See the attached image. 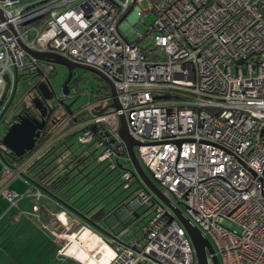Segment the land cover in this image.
I'll return each instance as SVG.
<instances>
[{
    "label": "built area",
    "instance_id": "1",
    "mask_svg": "<svg viewBox=\"0 0 264 264\" xmlns=\"http://www.w3.org/2000/svg\"><path fill=\"white\" fill-rule=\"evenodd\" d=\"M141 1L0 0V100L4 76L9 84L0 113L21 77L47 80L55 70L27 50L102 72L119 107L97 113L111 103L109 94L70 114L63 126L69 122L80 145L99 150L96 164L115 169L129 163L118 134L124 116L143 167L208 238L219 264H264V0H146L148 9ZM148 12L152 24L129 41L135 29L123 21L131 15L136 23ZM57 132L43 145L53 144ZM2 136L3 179L22 178L48 147L19 163ZM120 178L125 188L136 180L124 168ZM28 185L35 202L22 215L38 218L41 199L46 211L56 202ZM4 197L19 198L10 190ZM128 205L151 216L139 238L99 237L108 248L101 264H197L184 228L153 193L139 186ZM59 251L66 255V246Z\"/></svg>",
    "mask_w": 264,
    "mask_h": 264
},
{
    "label": "rangeland",
    "instance_id": "2",
    "mask_svg": "<svg viewBox=\"0 0 264 264\" xmlns=\"http://www.w3.org/2000/svg\"><path fill=\"white\" fill-rule=\"evenodd\" d=\"M23 1H27V0H23ZM140 7L143 9H148L149 8L148 2L146 0H142L140 2ZM132 20L133 18H131V15H129L123 21L122 25L128 26V27H134L135 30L129 32L127 34V38L129 41H137V37H138L137 32L140 35H144L148 26L152 24L154 20V15L152 14V12H148L142 18V20L136 23H132ZM151 35L153 36L154 32H152ZM148 43H149L148 40H144L140 42L142 47L147 46ZM77 74L80 78H83V82L80 84V87H79V92H80L79 96L75 98L76 101L73 100L75 102L71 100L72 93H70L68 97L64 98L62 97L60 93V88L57 87V84L60 83L61 79H64L66 76V68L62 65H55V70L52 72L50 76L51 83L55 86V92H57L58 93L57 95H60V96L57 97V95H52L51 101L48 100V105H50L53 110L57 111L55 115L58 117L62 115L61 112L65 109L64 107L61 106L62 103L71 104V102H73L71 105L72 109H79V108L81 109L84 106V104L88 102L89 94L92 91L90 87L94 85L93 83L94 81L92 80L93 76L89 72L86 74H83V72L79 71ZM35 82H36L35 77L29 76L26 78H23V77L20 78L17 88H16V93H15L16 101L14 105H17V102L19 105L21 104L22 99L24 98V94L26 93L28 89V84L35 83ZM104 104H108V103H104ZM11 108L7 110L6 114L10 113V111L12 110ZM69 115L70 114H68L66 118L62 117V119L64 118L63 120H67ZM63 120H60L59 122H62ZM69 126H70V123H67V125L64 126V129ZM4 130H5V126L2 124V122H0V136L3 135ZM77 135H78L77 132L74 134L73 133L69 134L65 138L66 147L64 148L63 146L60 150H58V153L61 152V158L63 159L65 158L64 163H68L69 168H71V171H69L66 179L74 175L73 176L74 180L71 185V188L73 189H71V192L74 190L76 194L72 196L70 200L77 198L80 194L83 193V195L80 196L75 201V204L78 207L81 205H84L83 208H81V211L82 212L88 211L89 214L94 209L99 210L101 207H104L107 211H110L112 210L111 207H114V206L118 207L122 203L123 204L130 203L135 191L139 188L138 181L134 180V182L130 185V187L125 188L124 183L122 179L120 178L121 169L120 168L110 169L106 163L97 165L93 157H95V155L99 153V150L95 151L94 148H86L85 146L80 145V143H78L77 141ZM135 153H136L139 163L143 167L144 165H143L142 160L140 159V156L138 155L137 148L135 149ZM61 158H58V160L55 162V165L56 163L60 161ZM64 163H60L57 166V170L59 171L58 176L62 175L63 173L69 170L67 167H64L63 169H61ZM122 168L130 170L131 164L124 163ZM25 172L27 174H31V172H34V171L27 168ZM77 177H78V180L76 181L75 179H77ZM7 179H3L0 176V181H6ZM10 181H12L11 182L12 184H15L13 185L14 186L13 190H10V191L16 193L19 196V198L14 201H8L6 199L9 206L10 205L12 206L14 204H19L20 200H30V203H32V199L30 195L27 194L29 185L24 181V179L19 178V177H14ZM78 188H80L79 189L80 191H77ZM85 190L87 191L84 193ZM160 190L162 192L163 191L166 192V194L173 199L172 194L167 192L164 188L160 187ZM96 194L98 195L96 197H93ZM34 202L35 200L33 201V203ZM39 204L40 206L42 205L41 201L39 202ZM45 204L47 203L45 202ZM57 209L61 210L60 208H57ZM2 210H3L2 207H0V213H2ZM60 212H64V211L61 210L59 212H54L53 214H59ZM137 215L139 216L137 220H135L134 222L132 221V223H129V226L127 228V233L124 235L126 239L133 238V237L139 238L142 234V229H143L144 224L151 216L150 212L147 211L145 208H139L137 210ZM67 216L68 218L70 217L69 219L71 220V223H69V227L71 224H75L76 226H79V229L78 231H76V233L79 231H83L81 227L84 225L83 223H81L79 219L72 217V215L70 214H68ZM109 216L110 215H108V217ZM8 220H10V218H8ZM107 220L109 221V223L113 220L116 222V224L122 223L121 221L122 218L118 217L116 214H112L110 219H107ZM55 221H56V218L54 217V215H52V216H49V220L47 223L48 225L49 223H52L51 225H54ZM20 222L21 221L19 219L14 220L11 224V227L4 230V235L0 236V246L2 247V249H0V253H3V254L8 253V256L14 260L11 262L8 260L7 262H3V263L0 262V263L1 264H17V263L19 264H44L45 261H41V260H44V258H49L50 256L44 253L42 255L40 254L41 242L38 239V235L40 234V231L39 230L37 231V228L35 227V224L32 221L31 226H29L25 231L21 233V230L24 228V226ZM1 224L2 223H0V225ZM121 225H124V224H121ZM84 227H85L84 230H89L90 232L93 233V230L91 228H88L89 226L88 227L84 226ZM66 232L67 231L63 232L64 234L61 233L60 235L59 234L56 235L55 233L56 236L51 235L52 239L49 238V246L51 245L59 246L60 250L61 248L65 247L68 242L67 239L65 238V236H67ZM76 233L71 234L69 238L74 237ZM87 242L88 240L85 243ZM91 249L94 250L95 247H92ZM71 250L78 251L79 249L74 244L72 245ZM23 255H25V258H22ZM50 264H55V263H50ZM57 264H60V263H57Z\"/></svg>",
    "mask_w": 264,
    "mask_h": 264
},
{
    "label": "water",
    "instance_id": "3",
    "mask_svg": "<svg viewBox=\"0 0 264 264\" xmlns=\"http://www.w3.org/2000/svg\"><path fill=\"white\" fill-rule=\"evenodd\" d=\"M28 54L32 56L35 59L52 63L54 65H62L66 68L67 71V76L62 83L60 93L62 97H68L70 94V89H69V84L73 75V71L75 70H82L89 72L91 74H94L97 78L101 79L105 84L108 86L110 90V96H111V103L108 106H105L102 108V110H99L97 113H100L108 108H118L119 104L117 102L116 98V92L114 89V86L112 82L100 71L78 63H74L62 56H59L54 53L50 52H35L31 50H27ZM4 79L6 81V87H5V92L3 93L1 100H0V107L3 104L5 98H6V93L9 87L8 84V77L4 76ZM15 92L13 93L12 97L14 96ZM54 95H57V92L54 91ZM11 97V98H12ZM52 97V96H51ZM50 97V98H51ZM71 104H64L62 103L61 106L66 108V113L71 114L70 111V106ZM7 105L4 110L0 113V120L2 118L6 119L7 116L5 113L7 112L8 109ZM57 110V109H56ZM55 110H51L53 112ZM63 115L61 117L55 116V119L51 121V127L49 129H52V131L55 133L58 131L64 124L65 122L62 121L60 124L59 121L62 120ZM18 121L12 122L8 127L5 128L4 134L1 138L2 143L7 146L10 151L15 155L16 157H22L25 155V153L30 152L34 149L35 144L37 140L39 139L40 136L44 134L45 131V121L44 120H38L33 117L29 116H18ZM119 130L118 134L123 142L124 148L129 156V163L131 164V172L133 175L136 177V180L139 183V186L142 187L143 189L153 193L155 196L156 200L160 203H162L165 207L168 208V210L171 212V214H168L171 218H175L180 225L184 228L191 244L195 252V259L197 264H208V259L210 258L213 264H219L218 258L215 254V251L212 247V244L208 240V238L184 215L182 210L178 207V204H175L173 201H171L168 197H166L163 192L160 190L158 187V182L153 178L151 172L147 168H143L141 164L139 163L136 153H135V147L139 146L140 144L134 140L131 135L129 134L127 124L125 121L124 116L119 117ZM60 124V125H58ZM42 130H44L42 132ZM58 137H56L53 141L57 140ZM55 143V142H54ZM47 144L43 145L40 148V151L43 150ZM66 147V146H65ZM64 147V148H65ZM63 150V149H62ZM61 150V151H62ZM58 158H61V152L54 157L50 163H55ZM65 158H61L56 165L58 166L60 163H64ZM64 167H69L68 163H64L62 168ZM118 168H122L121 166H118ZM42 170V171H41ZM44 169H40L39 172L33 173V174H22V178L31 186L35 187L39 191L43 192L47 197L53 199L59 206L63 207L64 209L68 210L71 214L75 215L79 220H81L83 223L89 225L93 230H95V234L102 238L105 242L109 243L107 239H114L118 242L122 241L120 238L117 237V235L112 234V232H109L106 230L104 227L99 225L98 223H95L91 221V219L81 213V211H78L74 209L72 206L67 204L62 197H59L55 194H53L49 189H48V184L51 182L50 180H46L45 174L43 175L40 179H38V175L43 172ZM34 171V170H33ZM62 187H60L61 189ZM66 193V192H65ZM127 204H121L118 207L114 206V209L109 212L106 218L101 221L107 227H111V224L107 223V219L111 217L112 214H116L118 217H120L119 213H125L127 211ZM121 211V212H120ZM134 217V216H130ZM127 218L124 217L121 221L122 223H117L115 224V227H119V234L125 235L127 233V228L129 225H127L128 222H126ZM124 224V225H121Z\"/></svg>",
    "mask_w": 264,
    "mask_h": 264
},
{
    "label": "crops",
    "instance_id": "4",
    "mask_svg": "<svg viewBox=\"0 0 264 264\" xmlns=\"http://www.w3.org/2000/svg\"><path fill=\"white\" fill-rule=\"evenodd\" d=\"M69 123V122H68ZM67 125V124H66ZM65 125V126H66ZM71 133H74V132H72L71 130H70V126L69 127H67V128H65L64 129V126L60 129V130H58V132L56 133V135H55V137L54 138H56V137H58L57 138V140H55V143H57V141H59V140H61V139H63L64 137H66V136H68L69 134H71ZM11 179H7L6 181H0V207H2V213H0V223H2L1 225H0V236L1 235H4V230H6L7 228H10L11 227V224H12V222L14 221V220H17V219H19L21 222V224L24 226V228L26 227V225H29V226H31V223H32V221L34 222V224H35V227L37 228V231L39 230L40 231V234L38 235V239H39V241L41 240V233L42 234H44V235H47L50 239H52L51 238V235H54V236H56V235H60L61 233H63V232H65V231H67L66 232V234H67V236H65V238L67 239V241H68V239H69V237H70V235L71 234H74V233H76V231H78V229H79V226H76L75 224H71L70 225V227L69 226H67V227H65V226H63V224L60 222V221H58V220H56L55 221V223H54V225H51L52 223H49V225H51V226H49V230H46V227H45V225L47 224L48 225V220H49V216H52L53 215V213L54 212H56V211H58L59 209H57L58 207L57 206H59V205H57L56 203H53L51 206H50V208H49V211H46V206H47V204H45V199L43 200V199H41V206H40V212H39V216H38V218L37 217H34V218H30V219H27V218H23V212L24 211H26V212H28V211H30V209H31V206L33 205V201L35 200L34 199V196L32 195V194H29V192L27 191V194L28 195H30V197H31V199H32V203H30V200H20L19 201V204H17V206H12L11 207V205L9 206V204H8V202H7V200H6V198L4 197V192L6 191V190H13V185H15V184H12L11 182L12 181H10ZM3 184H2V183ZM34 199V200H33ZM59 207H61V206H59ZM23 208V209H22ZM61 210H64V208H60ZM137 210L138 209H133L132 208V206L131 207H127V211L125 212V213H122L121 211V213H119V215H120V218H124V217H126L128 220H126V222H128V224L129 223H132V221L134 222L135 220H137V218L139 217L138 215H137ZM66 213H67V211L66 210H64ZM67 214H69V213H67ZM124 217H123V216ZM129 215H132V216H134L133 218L132 217H130ZM8 218H10V220H8ZM12 218V219H11ZM68 218V217H67ZM110 219V218H109ZM5 220H6V222H5ZM69 222H68V224L69 223H71V220L68 218L67 219ZM10 221V222H9ZM81 221V220H80ZM107 221V223H109V221L108 220H106ZM99 225H101L102 227H104L106 230H108L109 232H112V234H115V235H117V237L118 238H120V240L121 241H126V242H128V241H131L133 238H129V239H126L125 238V236L123 235V234H119L118 232H119V227L117 228V227H115V224H116V222L113 220V221H111L109 224H111V227H112V229L110 228V227H107V225H105L103 222H100V223H98ZM53 226V227H52ZM23 228V229H24ZM22 229V230H23ZM21 230V231H22ZM55 233H56V235H55ZM87 234H84V236H86V237H84L85 238V240L87 241L88 240V245L89 246H91L90 248H92V247H94V245L96 244V241L92 238V237H96L94 234H92L91 232H89V231H87L86 232ZM64 234V233H63ZM126 239V240H124V239ZM95 241V242H94ZM43 245V244H42ZM51 246H54V245H51ZM54 249H55V252H54V257H55V259H54V261L56 262V263H60V264H75L76 262H78L79 263V261H77V260H75V259H73V258H71V257H69V256H66V255H63V254H61V252L59 251L60 250V247L59 246H54L53 247ZM0 249H2V247L0 246ZM40 251H41V248H40ZM53 252V251H52ZM103 252H105L107 255H108V251L106 250H104ZM6 256H3L1 253H0V262L1 263H3V262H7L8 261V258H6ZM73 260V261H71V260ZM107 258H104V259H102L103 261H105ZM41 261H44V260H41ZM71 263H70V262ZM77 264V263H76Z\"/></svg>",
    "mask_w": 264,
    "mask_h": 264
},
{
    "label": "trees",
    "instance_id": "5",
    "mask_svg": "<svg viewBox=\"0 0 264 264\" xmlns=\"http://www.w3.org/2000/svg\"><path fill=\"white\" fill-rule=\"evenodd\" d=\"M95 78H97V77L95 76ZM97 83H100V87H99V89L97 91H93V90L91 91L93 93V96H92L93 99H101V97L109 96L110 91H109L108 86L105 84V82H103L101 79L97 78ZM90 97H91V95H90ZM79 116L82 117L83 114L79 115ZM51 134H52V129H49V130L45 131L44 134L42 136H40L39 139L37 140V142L35 144V147H34V149L32 151L25 153V155L22 156V157H15V160L17 162H19V163L24 162L26 159H28L36 150H38L48 140V138L50 137ZM66 137H64L63 139L57 141V143L50 144L48 147H46L45 150H43L37 157H35L32 160L29 169L32 170V171L34 170L33 173H37V172L40 171V169H44L43 172H41L38 175V177H39L38 179H40L42 177V173H43V175L45 174V176L47 175L46 179L51 181L48 184V189L53 194H55V195H57L59 197H62L63 200L67 204L72 206L74 209H76L78 211H81V208H83L84 205H81V206L78 207V206H76L75 201L80 196H82L83 193L80 194L77 198H74V199L70 200V198L76 194L74 192H71V189H73V188H71L73 176H70L68 179H66L67 176H68L69 171H71V168L68 167L69 170L67 172H65L62 175L58 176L59 175V171L57 170V165H55V163H50L51 160L59 154L58 150H60L63 146L64 147L66 146V142H65V138ZM97 165H99V164H97ZM61 169H63V168L61 167ZM60 187H62V188L60 189ZM79 189L80 188H78L77 191H80ZM87 190H85L84 193ZM97 195L98 194H96L93 197H96ZM57 205H59V204H57ZM61 208H63V207H61ZM111 209H114V207H111ZM64 210H66V209H64ZM66 211L70 215L75 216V215L71 214L68 210H66ZM109 212H111V210L107 211L104 207H101L99 210H95L94 209L90 214L88 213V211L87 212H82L81 211V213H83L84 215L88 216L91 219V221H93L95 223H100L101 221H103L106 218V216L109 214ZM28 227H29V225H26V228H24L21 231V233L23 231H25ZM40 237H41V240H40V242H41V247H40L41 248V252H40V254L42 255L44 253V254H47V255L50 256L49 258H44V261H45L44 264H50V263L57 264L54 261V259H55V257H54L55 249L53 248V246H49V237L47 235L42 234V233H41ZM43 242H44V244H43ZM1 254L3 256H6V258H8V260L10 262L14 261L11 257L8 256V253H6V254L5 253L4 254L1 253ZM18 258H19V256H18ZM22 258H25V255H23ZM76 263L79 264L78 262H76ZM17 264H19V263H17Z\"/></svg>",
    "mask_w": 264,
    "mask_h": 264
},
{
    "label": "flooded vegetation",
    "instance_id": "6",
    "mask_svg": "<svg viewBox=\"0 0 264 264\" xmlns=\"http://www.w3.org/2000/svg\"><path fill=\"white\" fill-rule=\"evenodd\" d=\"M79 71L83 72V74L88 73V72L82 71V70L73 71V75H72V78H71V81L69 84L70 93H72V97H71L72 101L75 100V98L77 96H79V93H80L79 87H80V84L83 82V78H80L77 74ZM66 76H67V71H66ZM66 76H65V78H66ZM92 76H93L92 80L94 81L93 82L94 85H92L90 87V89L93 91H97L100 87V83H97V78H95L94 74H92ZM65 78L61 79L60 83L57 84V87H59L60 89H61L62 83L64 82ZM37 81H39V82H37ZM54 91H55V86L51 83L50 78L47 80H39V79L37 80L36 79L35 83L28 84V89H27L26 93L24 94V98L22 99V102H21L22 105L21 104L19 105L18 102H17V105H14V103L16 101L15 94L12 98H10L8 100V103H7V105H9L8 109L12 107L11 108L12 110L8 114H6L7 113L6 112L5 115L7 116V118L6 119L2 118L0 120V122H2V124L6 128L12 122L18 121V119H17L18 116H29V117H33V118H36V119L41 120V121L44 120L45 125H46L45 131L49 130V128L51 126V121H53L55 119V116H56L55 113L57 112V111L51 112L52 108L50 105H48V100L51 101L50 97L52 95H54ZM15 93H16V91H15ZM90 95H91V97H90ZM92 96H93V93L90 92L89 97H88V102L86 104H84V106L91 104L92 102H95V101H100L104 98V97H101V99H93ZM75 101H73V102H75ZM66 110L67 109L65 108L61 112L64 118H66V116L68 115L66 113ZM79 110H80V108L79 109H72L70 106L71 114H74L75 112H77ZM82 114L83 113L80 112L78 115H82ZM43 131L44 130H42V132ZM31 174H33V173H31ZM72 176H74V175H72ZM37 178H39V177H37ZM47 180L48 179L44 180V182ZM73 180L74 179H72V183H73ZM75 180L77 181L78 177ZM72 192H74V190ZM74 193H76V192H74ZM73 217H75V216H73ZM75 218H77V217H75ZM127 225H129V224L127 223Z\"/></svg>",
    "mask_w": 264,
    "mask_h": 264
},
{
    "label": "bare ground",
    "instance_id": "7",
    "mask_svg": "<svg viewBox=\"0 0 264 264\" xmlns=\"http://www.w3.org/2000/svg\"><path fill=\"white\" fill-rule=\"evenodd\" d=\"M68 218L66 216L61 215L57 220L60 221L63 226L67 227L69 226L68 224ZM89 230H83V231H79L76 233V235L74 237H71L68 239V242L66 244V255L79 261L82 264H101V262H99L100 260L104 263L105 261H103L102 259L107 258L108 255L103 252L104 250L108 251L107 246L104 244V242H102V240L99 238V236L95 235L96 237H92L97 243L94 245L95 249L92 250L88 245V243H85L86 240L84 237V234H87L86 232ZM90 232V231H89ZM80 239V240H78ZM94 241V242H95ZM76 245L78 247V251L74 250L72 251V245ZM75 256H73V255ZM100 257V259H99ZM77 258V259H76ZM79 259V260H78Z\"/></svg>",
    "mask_w": 264,
    "mask_h": 264
}]
</instances>
